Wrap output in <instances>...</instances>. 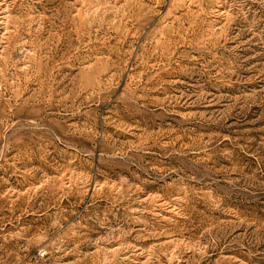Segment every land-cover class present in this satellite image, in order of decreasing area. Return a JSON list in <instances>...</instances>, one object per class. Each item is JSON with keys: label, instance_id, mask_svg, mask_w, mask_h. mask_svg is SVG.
I'll use <instances>...</instances> for the list:
<instances>
[{"label": "rangeland", "instance_id": "obj_1", "mask_svg": "<svg viewBox=\"0 0 264 264\" xmlns=\"http://www.w3.org/2000/svg\"><path fill=\"white\" fill-rule=\"evenodd\" d=\"M0 264H264V0H0Z\"/></svg>", "mask_w": 264, "mask_h": 264}, {"label": "built area", "instance_id": "obj_2", "mask_svg": "<svg viewBox=\"0 0 264 264\" xmlns=\"http://www.w3.org/2000/svg\"><path fill=\"white\" fill-rule=\"evenodd\" d=\"M46 255V253H42V256L44 257Z\"/></svg>", "mask_w": 264, "mask_h": 264}]
</instances>
